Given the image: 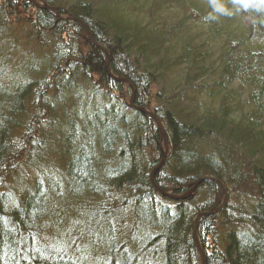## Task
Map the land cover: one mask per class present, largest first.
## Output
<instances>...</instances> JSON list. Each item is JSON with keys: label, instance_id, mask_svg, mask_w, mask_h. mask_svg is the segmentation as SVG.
<instances>
[{"label": "trees", "instance_id": "trees-1", "mask_svg": "<svg viewBox=\"0 0 264 264\" xmlns=\"http://www.w3.org/2000/svg\"><path fill=\"white\" fill-rule=\"evenodd\" d=\"M200 1L0 0V264H201L212 179L206 264H264V0Z\"/></svg>", "mask_w": 264, "mask_h": 264}, {"label": "water", "instance_id": "water-1", "mask_svg": "<svg viewBox=\"0 0 264 264\" xmlns=\"http://www.w3.org/2000/svg\"><path fill=\"white\" fill-rule=\"evenodd\" d=\"M50 10L56 12V9H50ZM78 22L82 25V27L86 30L87 34L89 35L90 39L94 42V38L92 37V35L90 34V32L88 31V29L86 28V26H85L81 21L78 20ZM117 81H119V80H117ZM130 106L133 107V108H136V107L134 106V99H133V98L131 99V105H130ZM136 109H138V110L141 111L142 113L146 114L147 116H149L150 118H152V119L154 120V122H156V124L158 125V127H159V129H160V131H161V139H162V141L164 142V146H165L164 157H163L162 163L156 168V170H155V171L152 173V175H151V178H152V180H153L154 175H155L156 172H157V171L163 166L164 161H165V159H166V157H167V155H166V153L168 152L167 143H166V140H165L164 133H163V131H162V126H161L159 120L156 118V116H155L153 113L149 112L148 110H146V109H144V108H136ZM205 180H211V179H210V178H206ZM201 181H202V180H201ZM201 181H198V182L195 183V185H194L192 191L195 190L196 186H197L198 184H200ZM212 181L215 182V183L220 187V189L224 192V185H223L222 183H220L219 181H217V180H215V179H212ZM155 189H156V191H157L160 195H162L163 197H168V198H171V199H177V200L185 199V197H183V198H181V197H180V198H176V197H173V196H169L167 192H165V191H163V190H160V189H158L157 187H155ZM218 203H219V202H218ZM217 206H218V204L214 206V208L211 210V212H209V213H205V214H201L200 216H198V218H197L196 221H195L194 240H195V244H196V246H197L198 252H199V254H200L202 264H206V260H205V256H204V254H203V252H202V250H201V247H200V245H199L198 238H197V232H196V229H197V222H198V220L200 219V217H203V216H206V215H211L212 212L215 211V209H216Z\"/></svg>", "mask_w": 264, "mask_h": 264}, {"label": "rangeland", "instance_id": "rangeland-1", "mask_svg": "<svg viewBox=\"0 0 264 264\" xmlns=\"http://www.w3.org/2000/svg\"><path fill=\"white\" fill-rule=\"evenodd\" d=\"M31 1V3L32 4H34V5H41V3H40V0H30ZM199 5H203V3L199 0ZM45 6V5H44ZM57 11V10H56ZM54 12V11H53ZM168 16H172V15H168ZM60 17V16H59ZM88 38H89V36H88ZM125 84V86H129L130 84L128 83V82H125L124 83ZM132 89V98L133 99H135V91H134V89H133V87L131 88ZM131 98V99H132ZM130 105H131V101H130ZM144 109H146V108H144ZM147 110V109H146ZM153 113V112H152ZM166 155H167V153H166ZM152 179V178H151ZM219 191H220V193H219V195H218V202L216 203V205L218 204V206L223 202V204L225 203V201L226 202H228V191H227V188L224 186V192L219 188ZM165 192H166V190H165ZM193 192V191H192ZM168 193V195L169 196H173V197H176V196H174L173 194V191H168L167 192ZM188 195H191V191H189L188 193H185L184 195H182V197L181 196H179V197H176V198H183V197H188ZM200 259H201V257H200ZM201 264H202V261H201Z\"/></svg>", "mask_w": 264, "mask_h": 264}]
</instances>
